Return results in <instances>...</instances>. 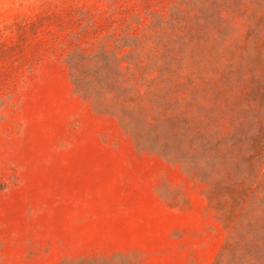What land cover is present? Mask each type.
<instances>
[{
	"label": "rangeland",
	"instance_id": "374dc122",
	"mask_svg": "<svg viewBox=\"0 0 264 264\" xmlns=\"http://www.w3.org/2000/svg\"><path fill=\"white\" fill-rule=\"evenodd\" d=\"M0 264H264V0H0Z\"/></svg>",
	"mask_w": 264,
	"mask_h": 264
},
{
	"label": "trees",
	"instance_id": "16d2710c",
	"mask_svg": "<svg viewBox=\"0 0 264 264\" xmlns=\"http://www.w3.org/2000/svg\"><path fill=\"white\" fill-rule=\"evenodd\" d=\"M104 56L103 54H98L96 56H94V59H96V61H98V66L100 69H102L104 67V63H103V60H104ZM73 67V66H72Z\"/></svg>",
	"mask_w": 264,
	"mask_h": 264
}]
</instances>
